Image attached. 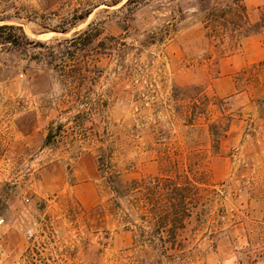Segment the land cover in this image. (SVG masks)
I'll list each match as a JSON object with an SVG mask.
<instances>
[{"label": "rangeland", "instance_id": "374dc122", "mask_svg": "<svg viewBox=\"0 0 264 264\" xmlns=\"http://www.w3.org/2000/svg\"><path fill=\"white\" fill-rule=\"evenodd\" d=\"M124 1L0 0L40 42L0 43V264H264V60L228 74L231 25L210 41L196 0L162 38L160 0L123 24ZM185 174L183 213L138 196Z\"/></svg>", "mask_w": 264, "mask_h": 264}, {"label": "trees", "instance_id": "16d2710c", "mask_svg": "<svg viewBox=\"0 0 264 264\" xmlns=\"http://www.w3.org/2000/svg\"><path fill=\"white\" fill-rule=\"evenodd\" d=\"M144 0H125L120 7L119 11H122V15L119 19L125 24L130 19V14L137 8L138 4ZM182 0H160L159 6L165 7L170 11V20L161 28V38L164 35L169 34L176 28V24L179 20L185 16V6L181 2ZM126 10V11H124ZM88 11L78 16V19H84L87 16ZM193 14L198 18V22L204 29V36L210 41L216 39L219 44L222 42V27H226L228 24L231 25L229 31L230 36L234 37V43L232 48L236 49L239 46L240 39L252 34H262L264 31V4L260 8V13L254 22H251L248 16L247 9L242 0H196L195 12ZM75 22V21H74ZM70 22V25L74 23ZM65 26H62L60 30L64 31ZM101 28L94 26L92 28V22H89L87 26L75 33L71 39H78L81 36L85 40L96 38L100 35ZM236 36V37H235ZM263 45H264V37ZM84 40V39H83ZM0 43H8L13 46H25L28 44L40 43L30 40L22 28L18 25L13 24H0ZM101 47H104V40H99ZM52 55H55L51 52ZM61 124L53 127L49 125L46 130L44 145H50L56 141L58 135L61 132ZM185 181L183 183L177 182L169 177H158L149 178L148 180L142 181L141 188L139 190V198H168V202L173 205V198H191L193 195L192 190H196L197 186L193 184L188 176L185 174ZM114 179L110 178L113 189L117 190L114 184ZM181 202L183 199L180 200ZM156 202V201H155ZM180 202V203H181ZM154 208V207H153ZM186 208H174L172 206L174 214H180L185 211Z\"/></svg>", "mask_w": 264, "mask_h": 264}, {"label": "crops", "instance_id": "0c3cea01", "mask_svg": "<svg viewBox=\"0 0 264 264\" xmlns=\"http://www.w3.org/2000/svg\"><path fill=\"white\" fill-rule=\"evenodd\" d=\"M262 2L263 0H243L246 9L248 7L257 6ZM262 60H264L263 39H261L259 33H252L243 37L235 51L222 56L219 61L221 67H224L225 71L230 74L243 67L251 66L255 63L257 64ZM96 202L97 198H91L87 204L92 206Z\"/></svg>", "mask_w": 264, "mask_h": 264}]
</instances>
